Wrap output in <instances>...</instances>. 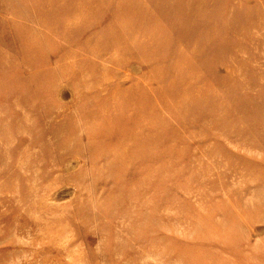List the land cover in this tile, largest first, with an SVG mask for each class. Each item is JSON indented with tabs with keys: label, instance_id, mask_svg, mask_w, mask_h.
<instances>
[{
	"label": "rangeland",
	"instance_id": "obj_1",
	"mask_svg": "<svg viewBox=\"0 0 264 264\" xmlns=\"http://www.w3.org/2000/svg\"><path fill=\"white\" fill-rule=\"evenodd\" d=\"M0 264H264V0H0Z\"/></svg>",
	"mask_w": 264,
	"mask_h": 264
}]
</instances>
